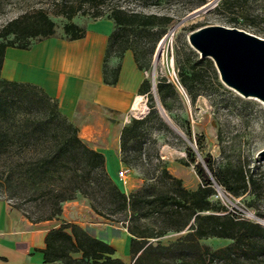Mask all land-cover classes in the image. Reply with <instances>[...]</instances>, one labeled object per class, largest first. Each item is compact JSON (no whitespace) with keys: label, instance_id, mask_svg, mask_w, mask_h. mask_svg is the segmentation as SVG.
Returning a JSON list of instances; mask_svg holds the SVG:
<instances>
[{"label":"rangeland","instance_id":"obj_1","mask_svg":"<svg viewBox=\"0 0 264 264\" xmlns=\"http://www.w3.org/2000/svg\"><path fill=\"white\" fill-rule=\"evenodd\" d=\"M79 1L64 0L77 6L71 20L79 24L105 17L114 6L169 15L147 74L151 81L153 76L170 80L177 93L166 98V107L154 93L156 108L131 117L120 135L119 162L115 153L107 158L98 151L100 158L87 142L81 139L88 148L80 144L73 122L38 87L0 76V197L9 216L54 224L46 264H70L62 257L67 253L71 264H205L211 249L231 242L212 234L213 215L225 211L213 195L212 180L225 186L219 175L252 178L239 194L230 192L254 212L245 219L264 227L263 103L240 94L220 76L218 85L203 66L206 93L191 101L176 65V58L192 63L189 47L200 56L189 35L201 26H235L264 37V0H244L246 15L238 16L236 25L227 21V12L214 8L219 0L197 6L199 0H96L98 7H88L87 0L78 6ZM62 2L0 0V40L12 37L3 35L10 20L38 8L55 21V35L68 36ZM96 10L102 15L94 16ZM152 38L144 32L142 46H150ZM120 52L114 44L110 55ZM121 168H126L123 178ZM261 244L264 233L236 248L233 258H215L213 264H264Z\"/></svg>","mask_w":264,"mask_h":264},{"label":"crops","instance_id":"obj_2","mask_svg":"<svg viewBox=\"0 0 264 264\" xmlns=\"http://www.w3.org/2000/svg\"><path fill=\"white\" fill-rule=\"evenodd\" d=\"M85 26V34L77 38L52 35L28 47L7 45L0 76L38 87L73 122L83 141L107 158L115 153L120 162L122 128L149 109L146 94L139 91L148 72L126 48L120 57H108V69L120 65L115 82H106L104 55L114 21L88 19ZM22 221L9 216L6 200L0 197V264H45L46 238L54 224Z\"/></svg>","mask_w":264,"mask_h":264},{"label":"trees","instance_id":"obj_3","mask_svg":"<svg viewBox=\"0 0 264 264\" xmlns=\"http://www.w3.org/2000/svg\"><path fill=\"white\" fill-rule=\"evenodd\" d=\"M85 1V0H83ZM101 1V0H100ZM161 0H154V3H158ZM206 0H199L197 5L204 3ZM82 0L79 1L78 6H80ZM63 12L68 19L63 24L64 32L68 34L69 38L81 37L86 32L85 24H79L71 20L73 14L77 10V6L74 4H65L62 2ZM88 7H98L99 3L96 0H87ZM244 0H219L214 8L222 9L227 12V21L236 25L238 22V16L245 17V9L243 8ZM94 16L102 15L98 10L92 13ZM105 17H109L114 21V27L108 36L107 46L105 49L104 63H103V73L104 80L109 83H114L117 78V73L119 70V62L110 69L107 68L106 61L110 56V51L114 44L120 45L121 52L118 54L120 57L122 52L126 48H131L134 53V58L139 68L147 70L151 64V54L153 53L154 47L157 40L166 31L167 25L171 21L169 15L156 14V13H144L140 11L126 10L122 7L114 6L110 8L109 12L105 14ZM55 21L49 16V14L41 8H38L34 14L29 15L23 13L20 16L10 20L5 28L3 35L11 34V38H6L7 40H0V68L3 61L4 49L7 45H13L18 47H28L34 41L55 35ZM144 32L151 33L153 35L150 46H142V35ZM188 53L192 55V63L184 64L176 58V65L178 69V74L180 76V83L187 92L191 101H194L196 97L200 94L206 93V83L203 79V70L201 66L209 70L212 74L214 81L220 85L221 81L219 79V74L213 60L208 56H198L192 48H188ZM108 75L110 77H108ZM1 80L17 84L26 85L24 83L6 80L1 77ZM140 93H145L147 98V105L149 106V111H152L155 106V94L153 91V84L149 76L145 77L140 86ZM155 92L157 93L158 99L163 106L166 107V98L171 94L177 93L175 85L167 80L165 77H156L155 81ZM136 118H134L135 120ZM128 127H125L127 129ZM75 133L74 138L82 144L81 138L77 135L76 127L74 126ZM124 133V130H123ZM84 145V144H82ZM84 147H87L84 145ZM88 148V147H87ZM94 156L103 158L102 154L97 150L88 148ZM217 178L233 193L239 194L240 189H246L250 184L253 183L251 177L245 174H240L232 178H223L222 176H217ZM215 220V226L213 228L212 234L218 237H227L231 239L228 244L211 249L208 254V259L205 264H213L215 258H233V255H237L235 252L236 248H241V245L247 242H251L254 236H261L264 233V227L258 222L250 221L245 218H239L235 215L229 213H221L213 215ZM53 230H50L47 234V246L45 248V264L49 258V247H52L56 236L52 235ZM68 240L70 241L69 249H71V237L66 234ZM68 241V242H69ZM147 242H144L140 248L145 247ZM73 244V243H72ZM257 244H253L251 247H256ZM258 251L264 253V244L258 246ZM248 248H243L244 252ZM253 249V248H252ZM255 249V248H254ZM163 250V247H161ZM53 254L55 251H53ZM56 254V253H55ZM65 260L71 264V255L69 253L62 256Z\"/></svg>","mask_w":264,"mask_h":264},{"label":"water","instance_id":"obj_4","mask_svg":"<svg viewBox=\"0 0 264 264\" xmlns=\"http://www.w3.org/2000/svg\"><path fill=\"white\" fill-rule=\"evenodd\" d=\"M189 42L200 56L214 61L225 84L264 101V37L235 26L211 24L191 32ZM152 84L156 93L154 76Z\"/></svg>","mask_w":264,"mask_h":264},{"label":"built area","instance_id":"obj_5","mask_svg":"<svg viewBox=\"0 0 264 264\" xmlns=\"http://www.w3.org/2000/svg\"><path fill=\"white\" fill-rule=\"evenodd\" d=\"M126 168H121L118 171L120 178L125 177ZM213 195L219 202L225 207L224 213L235 215L239 218H253L255 217L254 212L248 209L240 200L239 196L234 195L228 188L212 180Z\"/></svg>","mask_w":264,"mask_h":264},{"label":"bare ground","instance_id":"obj_6","mask_svg":"<svg viewBox=\"0 0 264 264\" xmlns=\"http://www.w3.org/2000/svg\"><path fill=\"white\" fill-rule=\"evenodd\" d=\"M253 97H255V98H257V99H259L262 103H263V105H264V101L263 100H261L259 97H257V96H253Z\"/></svg>","mask_w":264,"mask_h":264}]
</instances>
